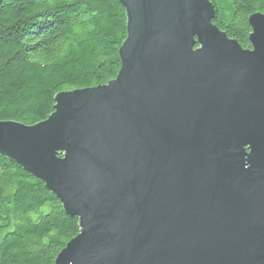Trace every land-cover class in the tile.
<instances>
[{"label":"water","instance_id":"obj_1","mask_svg":"<svg viewBox=\"0 0 264 264\" xmlns=\"http://www.w3.org/2000/svg\"><path fill=\"white\" fill-rule=\"evenodd\" d=\"M117 1L116 76L0 121V155L78 220L53 264H264V13L245 49L209 0Z\"/></svg>","mask_w":264,"mask_h":264},{"label":"trees","instance_id":"obj_2","mask_svg":"<svg viewBox=\"0 0 264 264\" xmlns=\"http://www.w3.org/2000/svg\"><path fill=\"white\" fill-rule=\"evenodd\" d=\"M209 1L213 23L249 48L247 18L264 13V0ZM125 37L117 0H2L0 121L35 124L57 93L112 80ZM78 231L42 181L0 155V264H53Z\"/></svg>","mask_w":264,"mask_h":264}]
</instances>
